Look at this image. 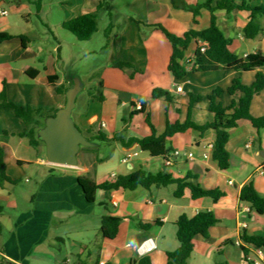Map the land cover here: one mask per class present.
<instances>
[{"label": "crops", "instance_id": "0c3cea01", "mask_svg": "<svg viewBox=\"0 0 264 264\" xmlns=\"http://www.w3.org/2000/svg\"><path fill=\"white\" fill-rule=\"evenodd\" d=\"M113 1L108 0V6L98 10L101 0H43L37 13L29 0H0V13L7 12L0 14V33L14 36L0 43V92L16 105L52 112L66 104V95L59 94L55 87L71 88L76 78L71 54L82 46L63 37L59 39L53 26L64 28L65 21L98 10V31L86 42L102 33L104 43L100 50L107 56L97 84L80 100L81 91L76 98L74 121L93 143L89 149L80 151L77 167L49 163L44 145L35 148L28 138L19 136L26 125L14 110L0 107V146L13 184L0 186V230L4 233L0 242V264H86L84 256L94 264L97 255L99 264H128L140 258L135 247L149 237L157 243V248L147 255L152 264H167V252L177 250L180 245L175 222L180 216L194 217L206 210L213 212L218 221L207 237L194 239L189 264H216L219 260L226 264H248L238 241L249 250L255 248L242 237L246 234L264 238V214H258L242 202L240 193L245 184L253 181L256 191L264 198V130H257L248 120H242L229 130L227 148L231 160L227 169H221L213 158L209 146L214 144L216 132L212 129L204 134L188 129L167 138L169 152L163 156H153L136 143L125 147L113 138L121 136L128 141L133 137L150 136L152 130L146 122L147 114L158 135L163 133L167 122H185L191 94L203 97L192 109V120L199 125L210 122L213 115L209 112L207 96L216 87L225 90L219 101L228 107L238 98L227 92L233 81L240 79L244 85L251 86L256 74L264 73V69L192 72L187 67L185 77H174L168 70L172 44L154 26L160 24L177 36L192 29H206L211 24V12L201 9L195 23L193 13L182 4L194 7L207 0H179V7L174 6L173 0H127L126 15L114 13ZM217 1L212 3L213 7ZM250 4L264 6V0H252ZM214 14L219 28L232 40L233 53L240 57H255L258 52L264 55V17L260 18L263 32L254 39H247L242 30L250 20L249 12L216 10ZM33 16L47 31L40 33L35 29L38 23L33 21ZM54 18H57L55 25ZM47 35H52L54 43L46 40ZM202 43V40L191 43L185 62L195 55ZM66 48L69 57H65ZM84 48L91 55L98 52L95 47ZM119 62L133 67H116ZM55 76L59 77L57 83L51 79ZM157 87L171 92L175 100L152 98V91ZM142 100L146 104L145 112L139 113ZM133 112L135 115L130 116ZM250 112L254 117L264 116V90L254 96ZM46 118L36 120L38 134ZM100 133L109 139L89 138ZM175 152L180 155L175 156ZM116 153H119L117 164L105 167L110 154ZM128 153L138 155L124 163L122 160ZM171 157L173 163L167 165L165 159ZM140 169L179 179L192 176L189 182L207 190H218L224 196L217 202L209 197L195 199L186 189L183 196L176 197L177 185L171 184L135 190H98L95 201L88 202L78 183L79 177L102 183ZM28 174L35 176V187L26 194H15L17 181ZM30 180L32 177L26 182ZM21 200L28 205L20 208ZM247 207L250 212L244 211ZM17 210L14 224L7 227L4 214ZM105 215L122 218L119 232L112 240L103 238L100 233L101 219ZM133 218L150 222V228L140 229Z\"/></svg>", "mask_w": 264, "mask_h": 264}, {"label": "trees", "instance_id": "16d2710c", "mask_svg": "<svg viewBox=\"0 0 264 264\" xmlns=\"http://www.w3.org/2000/svg\"><path fill=\"white\" fill-rule=\"evenodd\" d=\"M215 0H207L204 4L197 6H190L186 3L182 4V7L190 11L194 15V22L200 15V10L203 8L208 9L211 12V24L208 28L203 30H189L183 36H177L162 25L157 24L154 27L161 30L167 39L172 44L173 53L168 65L170 73L177 78L182 79L188 74L187 67L191 63L185 62V54L189 49L191 43L194 40H202L208 43V48L205 52H201L198 49L193 56L192 72H207L215 71L219 69L235 70V71H252L255 69H264V55L258 52L255 57L247 56L240 57L230 50L232 40L225 35V33L219 28L216 23V16L214 12L216 10H243L250 13V20L246 27L242 30L244 36L247 39H254L263 32V27L260 23V18L264 17V6H251L252 0H243L236 2L235 0H218L216 6L213 7L212 3ZM43 0H29V3L35 7L37 13L40 12ZM175 7H179V0H173ZM108 6V0H101L98 10ZM98 10L84 15H80L71 20L65 21L63 27L70 31L79 41H88L98 31ZM109 35V30L107 31ZM14 38V36L8 33H0V43ZM116 67L132 68L133 65L129 63L119 62ZM135 72V71H134ZM54 82L59 81V77L55 76L51 78ZM73 81L70 84L72 87ZM57 92L61 95H66L69 87L56 86ZM264 90V73L258 72L254 83L251 86L244 85L240 79H235L232 85L228 88L227 92L231 96H237V100L234 99L232 103L225 107L219 101L225 90L221 87H216L208 96L209 112L213 115V119L203 125H199L192 120V109L196 103L203 100L202 96L190 95L189 115L185 122L169 123L167 122L163 133L157 134V129L151 121L150 114L146 115V122L152 130V134L144 138H130L128 141H124L121 136H116L113 139L121 142L125 147H130L133 144H138L143 151L149 152L153 156H163L169 151L166 149V139L172 137L177 133H183L188 129H194L204 134L208 130H215L216 137L213 148V158L218 162L221 169H227L230 167L231 156L228 151L227 145L229 142L230 134L229 130L238 126L242 120H248L257 130H264V116L254 117L251 112V103L255 95ZM100 99H103L102 95H99ZM152 98L165 99L167 102H173L175 100L173 94L163 88H155L152 91ZM132 106L134 104L132 103ZM145 101L140 103L139 113L145 112ZM0 107L14 110L15 114L26 125V130L19 134V136L28 138L31 145L38 148L40 145H44L43 141L38 136V123L37 119H44L46 117H53L57 114L58 110L52 112H45L42 109H33L31 107L22 108L15 103L8 100L4 92H0ZM135 115V112L130 116ZM80 130V129H79ZM82 133L83 131L80 130ZM84 134V133H83ZM86 137V133L84 134ZM96 140H108L109 138L100 133L91 135ZM83 149H89L88 147H82ZM166 157V156H165ZM192 176L185 179L174 178L170 174L158 172L150 173L142 169L132 172L128 175H120L115 180L105 181L97 183L87 177H79L78 183L81 187L85 198L88 202H94L96 192L98 190H117V189H129L135 190L138 187L150 188L155 185L157 187H166L171 184H176L177 189L175 191L176 197L183 196L186 189L191 191L193 198L209 197L214 202H217L224 196L223 192L218 190H207L198 185H195L188 180ZM5 182H11L7 175V165L5 162V153L0 146V186L4 187ZM240 199L242 202L247 203L258 214H264V198L256 191L253 181L245 184L240 193ZM122 221L121 217L105 215L101 219L100 233L103 238L114 239L119 232V226ZM137 226L142 230H148L151 226L150 222H144L137 218H133ZM218 219L211 211H201L194 217H188L186 215L180 216L175 222L177 226V239L179 241V248L175 251L167 252V264H189V260L192 256L194 249V239L197 236L207 237L209 230L217 223ZM245 243L253 244L255 247L264 248V238L262 237H248L243 234L242 237ZM244 255L246 256L249 249L241 247ZM220 254V251H219ZM94 264H99V256L97 255ZM128 264H152L151 259L148 256L133 259ZM216 264H226L223 261H217Z\"/></svg>", "mask_w": 264, "mask_h": 264}, {"label": "rangeland", "instance_id": "374dc122", "mask_svg": "<svg viewBox=\"0 0 264 264\" xmlns=\"http://www.w3.org/2000/svg\"><path fill=\"white\" fill-rule=\"evenodd\" d=\"M127 0H114L113 1V11L114 13L118 14V15H126L128 13L127 11ZM33 21H35L36 23H38L37 25H35V29L38 30V32L42 33L47 31L45 29V27H43L38 19H36V17L33 16ZM52 23L55 25L57 23V18H54V20H52ZM53 32L54 34L60 39L61 37H63V39L66 40H71L76 42V44H78L79 46L82 47H78L76 48L75 53H72L71 56L74 58L73 60V64H74V68L73 71L74 73H76V78L81 82V92L79 95V99L80 100L83 96L86 95V93L89 91V89L91 87L94 86V84H97V80H98V76H99V72L101 70V66L103 65V62L105 60V58L107 57L106 54H104V52H102L100 50V46L102 45V43H104V37L102 35V33H100L99 35H96L94 37V39L92 41L86 42V41H79L70 31L64 29V28H60L59 26H53ZM46 35V34H45ZM46 38V40L48 42H53V38L52 35H47L44 36ZM68 40V41H69ZM91 48V47H95L98 48L95 54H89L88 52H86V48ZM67 48L65 51V57H69V53L67 52ZM85 51V52H84ZM93 78V79H91ZM74 79V80H75ZM75 112L76 109L73 111L72 116H75ZM46 150V148H45ZM86 149H83V151ZM119 158V153L116 154H110L109 158L107 161L108 165H106L105 167H111L114 164H117V160ZM32 177V180H30V182H26V179H30ZM35 177V176H34ZM34 177L30 174H28L27 176L25 175L22 180L17 181V189L15 191V194H26L27 190L34 188L35 187V179ZM28 205V203H25L21 200L20 203V208H22L21 206H25ZM19 208V210H20ZM19 210H17L16 212L12 211L9 212L11 217L9 216V213L4 214L3 218L4 223L7 225V227H11L14 224V217L15 215H17V213L19 212ZM4 233L1 232L0 230V242L2 241V237H3ZM86 264H91V260L89 258H87L86 256H84Z\"/></svg>", "mask_w": 264, "mask_h": 264}, {"label": "water", "instance_id": "95a60500", "mask_svg": "<svg viewBox=\"0 0 264 264\" xmlns=\"http://www.w3.org/2000/svg\"><path fill=\"white\" fill-rule=\"evenodd\" d=\"M80 91L81 82L75 79L67 91L65 106L58 110L55 116L46 118L45 125L38 134L45 144L46 158L53 165L77 167L82 147L93 145L79 130L72 116ZM4 186L9 187L13 184L5 182Z\"/></svg>", "mask_w": 264, "mask_h": 264}, {"label": "built area", "instance_id": "2783aa9c", "mask_svg": "<svg viewBox=\"0 0 264 264\" xmlns=\"http://www.w3.org/2000/svg\"><path fill=\"white\" fill-rule=\"evenodd\" d=\"M1 15H6L7 12L6 11H2L0 13ZM208 48V43L203 41L201 47H200V51L201 52H205ZM187 63H191L190 65H188L189 69L192 70V67L194 65L193 63V57L190 58ZM179 91H182V89L179 87L178 88ZM140 108V106H139ZM138 108V109H139ZM212 150L214 148V144H210L209 146ZM137 153H128L125 158H123V162L127 163L131 158L137 156ZM175 156H179L180 153L179 152H175L174 153ZM190 157H192V154L189 155ZM205 157H207V155H205ZM165 162L167 165H172L173 163V158H166ZM115 176V175H114ZM244 211L246 212H250V208H245ZM238 245L240 246H244L242 244V242L238 241ZM157 248V243L156 240L152 237H149L147 239H145L142 243L138 244L135 247V252L137 254V256L139 257H144L147 256L148 254L152 253L155 249ZM246 260L248 264H263L264 263V249L260 248V247H255L254 249H251L248 251L247 255H246ZM100 264H106L105 262H100Z\"/></svg>", "mask_w": 264, "mask_h": 264}]
</instances>
